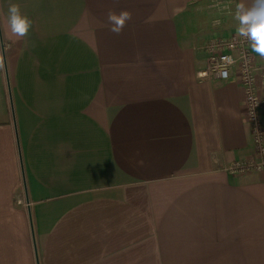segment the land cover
I'll list each match as a JSON object with an SVG mask.
<instances>
[{
	"label": "crops",
	"instance_id": "1",
	"mask_svg": "<svg viewBox=\"0 0 264 264\" xmlns=\"http://www.w3.org/2000/svg\"><path fill=\"white\" fill-rule=\"evenodd\" d=\"M239 3L0 0V264H264L243 93L196 76Z\"/></svg>",
	"mask_w": 264,
	"mask_h": 264
},
{
	"label": "built area",
	"instance_id": "2",
	"mask_svg": "<svg viewBox=\"0 0 264 264\" xmlns=\"http://www.w3.org/2000/svg\"><path fill=\"white\" fill-rule=\"evenodd\" d=\"M205 65L196 72L199 79L236 78L243 93V119L249 127L253 156L234 160L225 171L238 175L264 170V57L251 49L237 31L212 37L204 46Z\"/></svg>",
	"mask_w": 264,
	"mask_h": 264
},
{
	"label": "clouds",
	"instance_id": "3",
	"mask_svg": "<svg viewBox=\"0 0 264 264\" xmlns=\"http://www.w3.org/2000/svg\"><path fill=\"white\" fill-rule=\"evenodd\" d=\"M132 19L127 10L107 13L109 30L119 35ZM235 19L238 21L237 34L250 43L251 49L260 57H264V0H252L250 6L239 3L236 6ZM7 26L12 36L24 38L32 28V20L22 14L18 4H10L6 17ZM219 23V21H217Z\"/></svg>",
	"mask_w": 264,
	"mask_h": 264
},
{
	"label": "rangeland",
	"instance_id": "4",
	"mask_svg": "<svg viewBox=\"0 0 264 264\" xmlns=\"http://www.w3.org/2000/svg\"><path fill=\"white\" fill-rule=\"evenodd\" d=\"M20 187H21V185H19L18 188H17V189H19V191H20Z\"/></svg>",
	"mask_w": 264,
	"mask_h": 264
},
{
	"label": "water",
	"instance_id": "5",
	"mask_svg": "<svg viewBox=\"0 0 264 264\" xmlns=\"http://www.w3.org/2000/svg\"><path fill=\"white\" fill-rule=\"evenodd\" d=\"M27 203V202H26Z\"/></svg>",
	"mask_w": 264,
	"mask_h": 264
}]
</instances>
